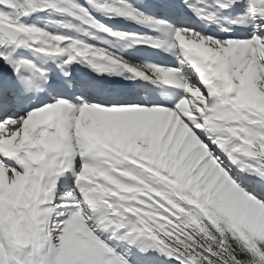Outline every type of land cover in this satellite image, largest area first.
Masks as SVG:
<instances>
[{"label": "snow or ice", "instance_id": "1", "mask_svg": "<svg viewBox=\"0 0 264 264\" xmlns=\"http://www.w3.org/2000/svg\"><path fill=\"white\" fill-rule=\"evenodd\" d=\"M0 264H264V0H0Z\"/></svg>", "mask_w": 264, "mask_h": 264}]
</instances>
